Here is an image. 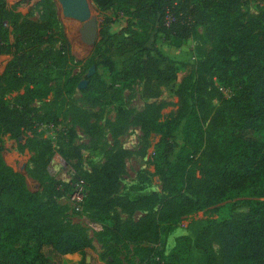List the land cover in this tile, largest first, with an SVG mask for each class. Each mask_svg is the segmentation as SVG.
<instances>
[{
    "label": "trees",
    "instance_id": "obj_1",
    "mask_svg": "<svg viewBox=\"0 0 264 264\" xmlns=\"http://www.w3.org/2000/svg\"><path fill=\"white\" fill-rule=\"evenodd\" d=\"M90 1L100 11L129 16L131 22L127 37L100 30L93 55L83 62L72 53L54 0L37 4L35 21L0 0V57L11 58L0 76V264H64V257L77 254L82 257L79 264H88L92 240L56 200L62 188L68 193L72 186L49 174L54 145L39 138L25 142L33 155L28 173L41 193L29 191L25 177L3 157V135L17 139L31 124L57 126L62 118L69 121L71 133L63 138L66 144L59 154L77 161L74 184L84 182L86 188L81 213L102 226L99 243L108 264L184 262L191 248L188 238L178 239L169 256L154 254L150 246H158L163 233L183 219L231 201L243 208H234L226 221L211 222L195 245L207 251L208 264H264V20L254 26L244 12L246 0ZM199 27L208 50L176 91V114L162 121V97L175 91L177 76L165 68L159 37L182 49ZM85 64L96 72L79 91L74 71ZM98 68L108 75L109 84ZM213 78L232 89L229 98L220 96L217 106L206 100ZM124 85L130 91L128 105L136 88L141 89L144 109L121 110L102 128L96 111L117 98ZM24 88L26 93L10 105L6 97ZM49 96L53 101L43 104ZM37 102L43 104L39 109L34 107ZM132 128L144 138L160 137L153 166L162 183L161 198L118 197L131 156L121 139ZM76 129L89 142L71 148ZM83 149L102 153L103 163L85 172ZM144 206L158 208L136 223L119 224L114 218L117 209L134 212ZM129 245L134 247L131 257L124 254Z\"/></svg>",
    "mask_w": 264,
    "mask_h": 264
},
{
    "label": "rangeland",
    "instance_id": "obj_2",
    "mask_svg": "<svg viewBox=\"0 0 264 264\" xmlns=\"http://www.w3.org/2000/svg\"><path fill=\"white\" fill-rule=\"evenodd\" d=\"M41 0H7L8 6L12 10L23 15H32V19L38 20L36 6ZM56 3L57 13L60 21L62 22L63 29L67 39L69 40L72 48V53L78 61L87 62L93 55L94 47L87 46L82 41L81 29L82 24L75 21L66 20L61 12L59 4ZM92 18L98 24V32L103 28H108L110 34L113 36L127 37L129 33L127 30L130 26L131 18L124 14H120L114 10L100 11L90 1ZM244 12L252 19L254 26L261 25L264 20V0H246ZM198 35L193 39L187 41L182 49H177L170 43L164 42L162 37H159L158 46L166 56L165 68L172 70L177 80L175 82V91L166 92L162 97V101L166 107L162 111V121L174 117L177 111V98L176 91L181 85L183 78L187 75L190 67L195 66L202 58L204 53L207 52L208 46L204 40V30L199 27L197 29ZM11 61L9 56L0 57V76L3 74L6 66ZM93 65L78 66L74 74L79 76V81L84 82ZM97 72L103 77L104 81L109 84L110 79L102 68H98ZM213 84H208V94L206 100L213 106H217V101L220 96L229 98L232 94V89L229 86L223 85L217 78L210 80ZM130 84V83H129ZM128 84V85H129ZM121 88L120 95L114 100H109L100 110L96 111L101 117L100 126L106 128L108 121H115L121 110H134L135 113L142 111L145 107V102L141 99V89L136 88L135 99L128 105V97L130 91L126 88ZM30 89V88H29ZM27 88L13 92L6 97L10 105L15 104L19 97H22ZM52 96L43 102H52ZM43 104L37 102L34 107L41 108ZM71 127L69 121L62 118L61 122L56 126L54 124L35 123L31 124L17 139L10 138L9 135L2 136L4 145L3 157L8 166L14 171L22 174L27 183L29 191L32 193H41L39 183L31 178L28 171L31 168L32 153L25 146L28 138H39L42 140L50 141L56 148V153L49 165L48 171L50 176L56 181L64 185H71L72 189L68 193H64V189L60 190V195L56 196L58 204L67 208L68 217L74 224L80 225L88 232L92 240V248L87 251V256L90 258L91 264H108V260L104 258L105 250L102 244L99 243V234L89 228V223H93L86 212L79 213L75 210L72 196L76 184H74L76 172V160L64 159L59 154V149L66 144L64 137H69ZM76 136L71 142V148H80L82 145H87L88 140L82 135L79 129L75 130ZM160 137L150 136L144 138L143 134L138 128H132L126 136L121 139L122 147L131 152L130 158L126 162L125 173L120 178V192L118 197L126 198L131 201L137 199L150 197L157 194L164 196L162 192V183L159 176L156 175L153 166V158L155 146L158 144ZM106 143H111V136L107 132ZM83 165L82 168L85 172H90L92 165L102 164L103 155L100 152L92 150H82ZM75 185V186H74ZM158 207L149 208L144 206L134 212H124L117 209L114 218L120 224L136 223L141 218L148 214L155 213ZM243 208L239 201L222 202L213 209L198 215H191L182 220V222L169 233H163L162 239L158 246H150L155 250L154 254L159 256V253L164 252L165 256H169L171 252L177 247V240L181 238H188L191 242L190 252L186 260L180 264H208L209 256L206 250L197 247L196 239L199 233L205 229L211 222L220 223L230 219L233 216V209ZM242 211H244L242 209ZM182 245V243L180 244ZM144 246L148 247L147 244ZM129 249L124 250V254L132 256L133 245H129ZM183 248V247H182ZM82 257L80 255H69L64 257V264H79ZM135 260V259H134ZM134 264H138L135 262ZM147 264H163L160 260L149 261Z\"/></svg>",
    "mask_w": 264,
    "mask_h": 264
},
{
    "label": "water",
    "instance_id": "obj_3",
    "mask_svg": "<svg viewBox=\"0 0 264 264\" xmlns=\"http://www.w3.org/2000/svg\"><path fill=\"white\" fill-rule=\"evenodd\" d=\"M61 8L63 17L66 20L75 21L83 25L81 29L82 41L90 47H94L98 38V24L92 18L90 0H56ZM96 72L93 66L88 74V78L94 76ZM88 81L81 82L78 90H84L87 87ZM87 263H90V258H87Z\"/></svg>",
    "mask_w": 264,
    "mask_h": 264
},
{
    "label": "built area",
    "instance_id": "obj_4",
    "mask_svg": "<svg viewBox=\"0 0 264 264\" xmlns=\"http://www.w3.org/2000/svg\"><path fill=\"white\" fill-rule=\"evenodd\" d=\"M86 195V188L84 182H80L75 186L72 201L75 206V210L79 213L83 211V202ZM89 228L99 233L102 231V226L95 223H89Z\"/></svg>",
    "mask_w": 264,
    "mask_h": 264
}]
</instances>
